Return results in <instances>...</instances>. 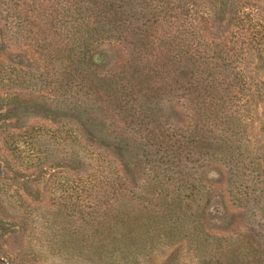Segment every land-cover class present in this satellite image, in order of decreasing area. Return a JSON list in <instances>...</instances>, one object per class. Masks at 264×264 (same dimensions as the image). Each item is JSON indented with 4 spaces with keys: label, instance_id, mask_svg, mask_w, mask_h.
I'll use <instances>...</instances> for the list:
<instances>
[{
    "label": "trees",
    "instance_id": "1",
    "mask_svg": "<svg viewBox=\"0 0 264 264\" xmlns=\"http://www.w3.org/2000/svg\"><path fill=\"white\" fill-rule=\"evenodd\" d=\"M25 1L0 0L6 24H29L33 35L44 28V33L51 31L50 37L62 44L57 67H52L58 83L53 82L52 95L45 94L57 106H66L69 114L66 124H55L53 136L60 139L67 133L66 138L75 144L85 129L83 118L103 124L105 117L114 118V105L123 103L126 117L122 121L137 131L143 129V138L148 137L154 150L146 155L151 193L140 201L141 210L169 211L171 216L164 222L172 220L184 233L183 243L203 252L209 246L199 231L203 221L227 210L223 194L214 188L220 183L216 179L220 171L213 166H219L230 179L226 195L238 209L263 222L236 240L239 250L248 251L247 256L264 253V238L257 237L264 231V149L255 139V123L264 103V16L258 9L253 12L242 0H226L222 10L211 0H48L53 3L48 15L44 0H32L27 9L23 8ZM36 3L41 12L37 23L33 17ZM61 8L69 14L65 16ZM105 40L124 46L126 70L94 79V68L101 61L92 57L90 45ZM19 59H0L1 96L8 95L3 91L5 83H34L26 78V63ZM160 104L179 110L189 123L167 125L170 115ZM162 121L164 125H159ZM261 129L264 133V122ZM10 134H1V141ZM25 143L36 148V136ZM97 149L88 152L98 167L86 177V186L74 194L78 200L85 194L87 205L79 209L100 214L89 226L97 230L88 236L107 252L120 242L134 244L136 235L121 236L113 214L122 206L130 210V197L125 188L123 194L119 176L114 179V173L106 171L108 161L92 152L101 151ZM72 181L77 184L80 178L73 175ZM213 200L217 210L210 206ZM138 224L145 248L151 240L160 239L165 228L149 219ZM175 253L170 252L169 258ZM253 261L260 264L264 258Z\"/></svg>",
    "mask_w": 264,
    "mask_h": 264
},
{
    "label": "rangeland",
    "instance_id": "2",
    "mask_svg": "<svg viewBox=\"0 0 264 264\" xmlns=\"http://www.w3.org/2000/svg\"><path fill=\"white\" fill-rule=\"evenodd\" d=\"M211 1L216 9L222 10L226 0ZM238 1L233 0V3ZM242 1L247 2L253 12L257 13L255 10L258 9L264 16V0ZM31 2L26 0L23 8L27 9ZM44 3L47 14H51L53 3L48 0ZM38 4L36 15L33 14L36 23L41 13ZM229 4L230 1L227 7ZM15 10L19 11V8ZM62 11L65 16L69 14L67 9ZM4 16L5 13H0V59L10 62L21 56L19 60L26 63V78H32L36 85L11 81L3 88L8 95H0V136L4 132L11 133L5 142L0 137V264H247V261L258 264L253 260L264 258L263 252L247 256L248 251L239 250L236 240L251 227L263 226V222L238 209L232 198L226 195V182L230 179L219 166H213L220 171L216 178L220 183L214 188L216 193L223 194L227 210L223 209L213 220L203 221L199 231L206 235L205 241L209 244L203 252L183 243L184 233L172 225V220L164 222L171 216L169 211L141 210L140 201L151 193L146 155L154 150L148 137L143 138V129L137 131L136 126L132 128L122 121V116L126 117L123 103L117 108L114 105V118L105 117L103 124L83 118L85 129H81L75 144L66 138L67 133L63 132L60 139L53 136L55 124L57 127L66 124L69 114L66 106H57L58 102L45 94L52 95L54 83H58L52 67H57L56 59L62 44L50 37L49 30L44 33V28L39 27L38 35H33L29 32V24L7 25ZM63 27L66 28L67 23ZM90 50L92 57L99 63L101 61V65L94 68V79L126 70L127 51L122 44L105 40L90 45ZM17 107L20 109L16 111ZM160 107L170 115L167 125L179 127L189 123L179 110L166 104H160ZM263 122L264 103L255 123L257 146L264 149ZM35 136L36 148L26 147L25 142ZM97 148L101 151L92 152H99L108 161L106 171L113 172L114 179L116 174L119 176L118 181L124 183L123 194L125 188L130 197L131 209L122 206L113 214L120 223L121 236L127 232L136 235L134 244L120 242L107 252L88 236L97 230L89 226L100 214L91 213L86 207L79 209V206L87 205V200L84 193L79 200L74 194L86 186V177L98 167L88 152ZM73 175L80 178L77 184L72 181ZM210 206L213 210L219 207L214 200ZM144 219L165 227L160 239L151 240L153 243L149 248H145L144 236L138 229L139 221ZM257 237L264 238V231ZM159 240L161 244L157 242ZM172 251L176 253L169 258Z\"/></svg>",
    "mask_w": 264,
    "mask_h": 264
}]
</instances>
